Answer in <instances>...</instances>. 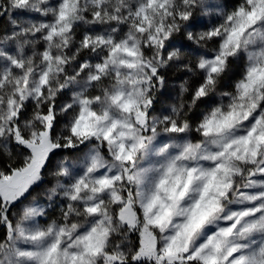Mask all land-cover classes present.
Segmentation results:
<instances>
[{"label": "snow or ice", "instance_id": "snow-or-ice-1", "mask_svg": "<svg viewBox=\"0 0 264 264\" xmlns=\"http://www.w3.org/2000/svg\"><path fill=\"white\" fill-rule=\"evenodd\" d=\"M0 264H264V0H0Z\"/></svg>", "mask_w": 264, "mask_h": 264}]
</instances>
